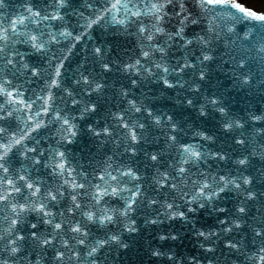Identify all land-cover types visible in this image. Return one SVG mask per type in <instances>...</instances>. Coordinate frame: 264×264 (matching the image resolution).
Returning a JSON list of instances; mask_svg holds the SVG:
<instances>
[{
  "label": "clouds",
  "instance_id": "obj_1",
  "mask_svg": "<svg viewBox=\"0 0 264 264\" xmlns=\"http://www.w3.org/2000/svg\"><path fill=\"white\" fill-rule=\"evenodd\" d=\"M18 7L0 0V89L15 94L0 95V264H128L130 249L143 264H264V192L246 171L264 143L241 133L264 136L248 69L264 65V0ZM223 78L247 86L243 111L201 83ZM165 90L190 114L154 108Z\"/></svg>",
  "mask_w": 264,
  "mask_h": 264
},
{
  "label": "water",
  "instance_id": "obj_2",
  "mask_svg": "<svg viewBox=\"0 0 264 264\" xmlns=\"http://www.w3.org/2000/svg\"><path fill=\"white\" fill-rule=\"evenodd\" d=\"M23 2H24V0H6V3L9 6V13H11L12 11H16V10H20L22 12L23 9L19 8L18 6L23 4ZM39 2H40V0H33V3H39ZM43 2L46 3L47 0H43ZM70 3L78 6V0H70ZM2 11H3V9H0V12H2ZM0 19L6 20L7 18L6 17H0ZM100 39H101V37L97 36V40H100ZM77 47L79 48V45ZM33 59H35V57H33ZM69 67H71V61L69 62ZM2 68H3L2 71H8V69L5 68V65L3 63V58L0 57V70ZM248 69L252 71L254 76L258 75L261 79H264V65L257 64V62L255 60H250L248 63ZM67 74L68 73L66 71L65 75H67ZM217 75H219V74H217ZM185 76L187 77V73L185 74ZM174 78L180 79L179 76H176ZM211 80H212V78L210 77L209 83H211ZM201 83L204 84V87L209 88V91L215 90L217 95L223 94V95L227 96L225 103L228 104L230 107H232L233 110L239 109L240 111H243V109L240 108L239 102H241V97H242V95L245 94V89L247 88V86H245L244 88H238L236 90L230 89L229 85H231L232 82L227 80V78H223L222 83L216 82L214 89L209 87V84H205L204 82H201ZM153 87L155 88L157 86L153 85ZM165 92L167 93L166 96L159 97L158 99H156L152 102V106L154 108L157 106L163 107V104L160 103V101H159L160 99H162L166 102H169V103L172 102L171 101V96H172L171 90H165ZM233 97L237 101L234 104H233ZM168 110L173 112V115L175 118H182L185 114H190V110L184 109L183 105H181L179 108H177L174 104L171 103V106H169ZM257 110H259V108H257ZM189 118L194 119V117H192V116H190ZM199 120L201 122V126H203L205 128V130H208V131H215L216 130L215 119L213 118V116H210L208 119H205L204 117H200ZM257 126L264 127V124H260ZM241 133L243 134L246 141H248V143L246 145L247 148L255 147L257 144L264 143V136H258V137L253 138L251 133L249 132V130L247 128L241 130ZM226 135L227 134H224V136H226ZM80 143L86 144L87 138L86 137L82 138ZM230 143H231V141L226 139L223 147H228V145ZM229 150L231 151V148H229ZM257 169L264 171V161L258 160V159H253L249 168L246 171H247V174H250L254 177L253 188L257 191V195L259 197L260 193L264 192V180L260 179V172L257 171ZM230 199H231V196L229 194V201H230ZM259 204L264 205V197H260ZM252 213H257V209L252 208L250 215ZM257 215L259 217V221H258L259 225L264 226V216H260L259 213H257ZM197 223L205 225V226L212 225L213 219L211 217L204 218L203 213H201L200 216L198 217ZM177 227H179L178 222H177ZM180 247L185 248V250H187L189 252V254H194L196 251L194 248H192L189 245V242L187 241V239H185V244L180 245ZM178 251H179V249H178ZM133 257H135V258L133 259ZM128 264H143V258L139 254L133 253L132 250L130 249L129 250ZM149 264H151V261H149Z\"/></svg>",
  "mask_w": 264,
  "mask_h": 264
},
{
  "label": "snow or ice",
  "instance_id": "obj_3",
  "mask_svg": "<svg viewBox=\"0 0 264 264\" xmlns=\"http://www.w3.org/2000/svg\"><path fill=\"white\" fill-rule=\"evenodd\" d=\"M11 23L15 26L17 25V21L16 20H13L11 21ZM20 23H26V20H24L23 18H21L20 20ZM12 30H15V27H13ZM35 38V37H34ZM53 83H55V81H53ZM0 95H6L8 98H9V101L11 102H15V94L13 91H3L2 89H0ZM20 103H23V101H19ZM16 143H19V141H16ZM58 167H61L63 168L64 167V164L63 163H60L58 165Z\"/></svg>",
  "mask_w": 264,
  "mask_h": 264
}]
</instances>
